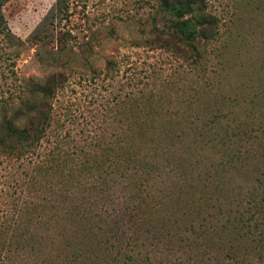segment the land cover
I'll list each match as a JSON object with an SVG mask.
<instances>
[{"label":"rangeland","instance_id":"374dc122","mask_svg":"<svg viewBox=\"0 0 264 264\" xmlns=\"http://www.w3.org/2000/svg\"><path fill=\"white\" fill-rule=\"evenodd\" d=\"M53 1L8 0L1 10L11 33L25 39ZM154 3L69 0V16L55 24L46 40L18 45L0 38V120L18 116L25 82L40 83L50 74L61 80L49 100V125L35 152L19 158L0 152V229L6 233L0 237V264H262L252 253L225 252L226 236L211 240L216 252H195L192 245L163 238L155 250L150 247L132 258L86 259L67 257L60 237L46 235L61 229L70 207L119 209L123 191L116 182L100 183L99 176L91 193L97 201L90 205L88 191L74 174L87 162L80 147L92 152L115 144L125 127L118 112L127 111L135 88L142 91L135 96L151 91L167 111L180 114L204 109L203 103L226 113L259 103L252 95L264 86V0H203L202 11L214 18L216 37L205 44L196 66L146 43L153 32ZM213 190L202 214L208 217L205 222L222 227L229 222L227 211L236 216L243 210L236 198H225L222 188ZM172 208L167 203L160 210ZM248 215L242 212L239 221ZM116 221L107 224L117 228ZM36 229L42 236H34Z\"/></svg>","mask_w":264,"mask_h":264},{"label":"trees","instance_id":"16d2710c","mask_svg":"<svg viewBox=\"0 0 264 264\" xmlns=\"http://www.w3.org/2000/svg\"><path fill=\"white\" fill-rule=\"evenodd\" d=\"M7 1L0 0V38L8 42L13 39L18 45L46 40L55 24L69 16V0H54L21 40L11 33L2 14ZM153 7V32L146 43L199 65L205 44L216 37L214 18L202 11L203 0H155ZM60 84L57 74L48 75L40 83H24L26 94L19 96L18 116L0 120L2 154L19 158L35 152L49 125V100ZM260 88L263 91L252 95L259 101L256 107L226 113L208 110L203 103L204 109L187 114L167 111V104L151 91L135 96L142 92L135 88L133 99L126 102L127 111L118 112L125 127L116 134L115 144L92 152L80 147L87 162L83 168L81 165L80 173L74 174L80 177L82 189L88 191L85 198L90 205L97 201L91 193L99 176L100 183L116 182L123 191L119 209L97 212L95 208L87 211L70 207L65 210L61 229L58 226L46 235L60 237L61 252L67 257L86 259L132 258L150 247L155 250L163 238L192 245L190 250L195 252H216L218 248L211 245V240L226 236L222 246L225 252L232 256L252 253L264 264V86ZM110 154L114 159H107ZM214 157L217 161L211 159ZM106 159L108 163H104ZM213 188H222L225 198L228 194L236 198L243 210L236 216L227 211L229 222L222 227L205 222L208 217L202 214L211 204L208 200ZM164 189L167 192L162 193ZM167 203L173 208L161 211ZM242 212L249 215L239 221ZM123 214L126 217L121 218ZM113 218L117 228L107 224ZM33 233L35 237L43 234L39 229ZM3 234L4 229H0V237ZM151 238L156 240L148 241Z\"/></svg>","mask_w":264,"mask_h":264}]
</instances>
